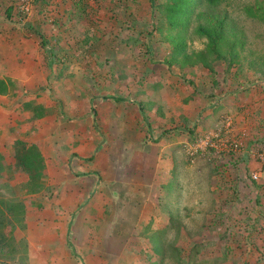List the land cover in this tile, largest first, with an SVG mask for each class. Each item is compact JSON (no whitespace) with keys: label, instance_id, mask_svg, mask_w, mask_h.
<instances>
[{"label":"rangeland","instance_id":"obj_1","mask_svg":"<svg viewBox=\"0 0 264 264\" xmlns=\"http://www.w3.org/2000/svg\"><path fill=\"white\" fill-rule=\"evenodd\" d=\"M163 1L0 0V120L90 190L81 210L57 208L62 186L43 174L31 202L60 222L47 248L29 257L26 242L25 258L14 244L5 261L264 264V0L211 8L238 43L232 62L192 33L202 17L174 48L181 37L157 30Z\"/></svg>","mask_w":264,"mask_h":264},{"label":"crops","instance_id":"obj_2","mask_svg":"<svg viewBox=\"0 0 264 264\" xmlns=\"http://www.w3.org/2000/svg\"><path fill=\"white\" fill-rule=\"evenodd\" d=\"M14 126L15 125H10L9 123H2L0 120V264H2V262L4 264H11L10 261L4 260L1 253L4 251H13L14 257H16V244H21V254H23L25 258L26 242L29 243V257H32L33 252L36 251V243L41 244V250L47 248L45 245L48 243L49 225H54V221L57 220L53 218L52 222L48 220L45 221L43 213L31 202L33 193L28 191L29 177L27 173L23 170L15 169L14 142L18 136L15 131V133H11ZM41 154L44 158V174L46 173V176H44L43 179H47L45 182L46 186H48L47 181L51 178V175H53V179L55 176L56 179L53 180L52 185L58 188L62 186L61 189L62 192H64L63 203L57 199V208L60 207V204H62L61 208L63 210L67 207V209L80 208L81 203L86 199L84 195H88L86 193H89L90 190H86L81 182H74V179L72 180L69 178V181H67L63 173L53 171V174H51L53 169H57V167L64 169L63 165L66 166V164L63 161L58 162L56 159H54V162L51 163V161H48V163L47 160L49 157L42 152ZM41 189L43 193L45 188L43 187ZM58 191L60 192V189H58ZM45 200L47 201L48 197H45ZM39 201L40 202L36 203V206L45 203L43 202L44 198ZM55 208L56 207L52 205L51 209ZM47 209L48 206L46 207V210ZM82 209H85L89 217H93L92 212H94V210L91 209L90 206ZM57 221L60 222L59 220ZM60 225H62V223H59V226ZM11 244H13V248Z\"/></svg>","mask_w":264,"mask_h":264},{"label":"trees","instance_id":"obj_3","mask_svg":"<svg viewBox=\"0 0 264 264\" xmlns=\"http://www.w3.org/2000/svg\"><path fill=\"white\" fill-rule=\"evenodd\" d=\"M220 1L222 0H164L161 4H158L157 9L159 11L160 19L163 17L165 21L158 26L157 30H166L168 32L173 31L176 37L181 38L179 41L173 43L172 46L174 48L182 47L185 37L187 33H189L188 31L192 25L191 21L198 17H202L201 22H199L196 28H192V33H196L198 36H204L207 39V47L210 53L215 54L216 58H229L232 62L238 57V52L235 50L238 43L235 40L229 43L231 38L227 36L226 31L224 30L223 18H221L217 12L214 15L211 12V8L218 6L216 4ZM205 7L206 9L203 10ZM10 9L11 8H9V11ZM34 32L39 37L40 45L46 47L48 42L45 35L38 30H34ZM222 45H228L225 51L223 50ZM224 52L227 53V56ZM202 53L203 52L197 53L200 54L198 59L201 60L203 65L209 66L205 61L206 57L202 59ZM52 57L53 55L49 58L50 64L54 61ZM185 61L186 58L183 62L185 63ZM4 92H6V84L0 79V93ZM112 99L116 101L122 100V98L118 96H113ZM32 109L35 115H40L43 107L37 105ZM92 110L95 112L94 108H92ZM14 158L16 167L18 166L20 170L26 172L29 177V191H35L37 187L41 188L42 184L40 183V180L44 174L45 165L43 155L38 146L34 143L28 144L22 139H16L14 142ZM151 238L154 242L153 251L155 254L164 257L167 251L165 245L162 244L158 237L152 236ZM168 251H171L170 256L173 259L175 255L174 248L169 249ZM194 255V257L197 256L196 251H194Z\"/></svg>","mask_w":264,"mask_h":264},{"label":"built area","instance_id":"obj_4","mask_svg":"<svg viewBox=\"0 0 264 264\" xmlns=\"http://www.w3.org/2000/svg\"><path fill=\"white\" fill-rule=\"evenodd\" d=\"M235 147H237V145H235ZM253 177H254L255 179H257L258 176H257L256 174H254Z\"/></svg>","mask_w":264,"mask_h":264}]
</instances>
